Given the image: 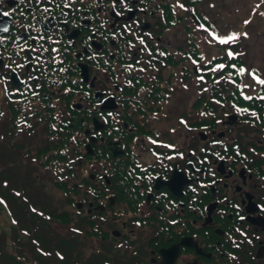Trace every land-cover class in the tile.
<instances>
[{"label": "flooded vegetation", "instance_id": "1", "mask_svg": "<svg viewBox=\"0 0 264 264\" xmlns=\"http://www.w3.org/2000/svg\"><path fill=\"white\" fill-rule=\"evenodd\" d=\"M200 3L0 0V76L16 72L19 98H45L40 83L52 77L54 84L65 79L70 101L95 102L96 114L85 116L101 126V164L128 161L131 203L147 207L164 243L189 239L183 251L200 256L195 244L205 239L218 258L224 245L242 246L255 258L264 247V94L243 95L250 85L234 95L195 93L200 86L216 92L224 82L204 79L206 56L216 48L201 31L212 30L211 0ZM250 90L260 93L256 85ZM241 98L255 110L236 106ZM175 171L180 178L165 185Z\"/></svg>", "mask_w": 264, "mask_h": 264}, {"label": "rangeland", "instance_id": "2", "mask_svg": "<svg viewBox=\"0 0 264 264\" xmlns=\"http://www.w3.org/2000/svg\"><path fill=\"white\" fill-rule=\"evenodd\" d=\"M214 2L215 4L213 6L216 9L217 16L216 18L212 17V22L214 23L213 25H215L217 29H221L223 32L230 31L231 33H236L239 37L241 36L244 38V40L241 38L236 40L237 42L242 43V45L238 47V52L241 51V53H239L242 56L241 61L246 64L245 69L256 70V75L259 78L260 76H263L261 79H264V14L262 12V9H264V0H225L224 2H222V0H214ZM245 20L250 21V23L245 25ZM201 31L203 32L202 29ZM244 33H247V38L244 37ZM244 82L252 85L256 82V80L246 72L244 73ZM202 90L203 89L201 88H196L195 93H199ZM193 93L194 91H191V93L186 94ZM245 93L250 96V92ZM7 122L10 125L12 124L9 119H7ZM8 123L0 122V201H3V203H0V234H6L7 237L10 235L12 228H16L17 226L4 207L6 200L8 199L10 213H23V207L14 206L11 202V197L18 195L20 198H24L28 196L25 195L27 184L32 180H36L40 174H42L37 163L38 155L33 154L32 149L42 146L43 144V146H48L51 144L52 140L56 141V139H54L56 136H45L44 133H42L40 138H33L32 135H25V137L30 138L28 140H24V136H22L21 133L24 134L25 132L17 131ZM28 127V124L23 123L20 125V130H25ZM78 150L84 151V148L79 146ZM96 170H98V166H96L95 162H87L84 166L78 169L75 168L73 175L66 171L58 174L61 178H64L68 184L66 185L68 190L67 193H77V195H75L77 196V200L74 202L82 201L87 203L89 200L93 201L92 196L83 194L85 188L81 185L85 183L84 180L86 178L91 179ZM105 171L109 173L110 169ZM68 174H70L71 178H67ZM47 176L52 177L54 175L44 170V177ZM51 188V190L46 191L45 196L42 194L40 195L41 197L36 198L32 203V206L37 209L49 208L51 211L55 210L58 212L65 209L66 213L64 214L70 215V217H68L73 219L76 214V210L65 202L63 195L59 192L60 190H57L53 186ZM28 190L30 189L28 188ZM41 193L42 192H39V194ZM116 208H119L118 205L114 207V209ZM61 215H63V213ZM86 215H88V212L82 211L81 214L78 215L79 221L80 219L85 218ZM131 216L132 215L130 214L127 216H109L107 223L104 224V228L107 230L119 229L128 239L130 238L135 240V242L144 240L146 236L145 230L133 233L132 227L129 226L130 223H132L130 220ZM54 217L59 219L55 221L51 218L49 222L54 225L56 234H58L60 230L64 231L69 230V228H74L75 221L72 219L71 224H65L66 222L63 217L57 215ZM113 218L116 219L113 220ZM85 219H87V217ZM84 238L88 241L84 242V247L79 248L80 250L74 249L70 241L68 243L63 242L57 245L55 244L52 248L54 251L59 250L63 256L64 252H66L67 258H71L73 264H102L103 262L100 258L101 255L97 251L98 245L94 241H91V238ZM59 248H62V250ZM142 249L143 252L141 253V257L137 259L135 256L139 253L137 252L136 247H132L131 249V247L128 246V242H126L121 246L120 253L121 256L126 255L129 260L137 259V264H139L140 261L144 262L148 259L147 251H145L144 247ZM6 251L9 256L6 259L5 264L20 263V260L15 255L18 253L16 250ZM96 253L100 255L99 258ZM33 254L36 255L35 252L31 253L29 250L28 255ZM74 254H76L77 257H74ZM54 256L55 255L53 254L50 259L41 260L40 264H54ZM59 260L62 261L64 259L60 257ZM109 260L110 264H114L111 263V258ZM192 260H194L193 256L184 255L180 258L178 264H192ZM0 264H4V261L0 260ZM24 264H35V262L34 259L25 257ZM125 264L128 263L125 262Z\"/></svg>", "mask_w": 264, "mask_h": 264}, {"label": "trees", "instance_id": "3", "mask_svg": "<svg viewBox=\"0 0 264 264\" xmlns=\"http://www.w3.org/2000/svg\"><path fill=\"white\" fill-rule=\"evenodd\" d=\"M73 127L75 128V123H74ZM73 130H75V129H73ZM74 133L75 132L66 129L63 134H61V133L58 134L59 136L62 137V140L59 141L58 143H56V146H54L51 149H45V150L39 151V153H37L36 155H38V161L41 162L40 166L43 168H46V170L47 169H51V170L53 169L54 171L61 172L63 170L68 171L69 162L77 163V158L79 157L78 150L75 149V147L70 148V139H72L71 138L72 136L74 137ZM61 151L66 152L65 156L63 155V153ZM73 172H74V170H73ZM66 185H68V184L67 183L56 184L57 188L60 189L62 192H64L66 197L68 196L67 200L69 202L77 200L76 199L77 197L75 196V195H77V193H67L68 190H67ZM24 215L25 216H23V218L25 217V219H27V216H29V218L33 221L37 217L36 215H34L30 212H27V211H26V213H24ZM55 215L63 217L65 222H66L65 224H71L72 223L65 214L61 215V214H57V212H54V214L51 215V218H53V220H55V221L57 219H59V218L54 217ZM43 219H45V218L41 217L39 223H40V225L47 227L48 223L46 221H44ZM78 225H85L86 226V228H85V231H86L85 235L86 236H94L95 237L98 233V230H99L98 222L96 220H92V219H90V220L88 219L86 221L85 218H82V219H80V223ZM50 231L51 230H48L47 234H49ZM69 241L72 244L73 248L76 249L74 240H69ZM59 249L61 250V248H59ZM108 255H110L112 257L111 263L125 264V262H127L128 264H133L132 261L129 260V258L126 255L121 256V253H113V251H112ZM51 257H52V255L42 256L39 258V261L41 262V260H45V259L48 260ZM74 257H76V254L74 255ZM53 261H54V264H61L62 263V262H60V260L57 256L53 257ZM76 264H80V263H76ZM103 264H105V263H103Z\"/></svg>", "mask_w": 264, "mask_h": 264}, {"label": "snow or ice", "instance_id": "4", "mask_svg": "<svg viewBox=\"0 0 264 264\" xmlns=\"http://www.w3.org/2000/svg\"><path fill=\"white\" fill-rule=\"evenodd\" d=\"M120 2V3H124V0H114V7H115V3ZM179 7L183 8L184 6L182 4L179 5ZM3 15L7 16L9 15L8 13H4ZM117 15H119V13H117ZM245 25L249 24L250 21L245 20L244 21ZM3 31H7V29H2ZM245 38H247V33L243 34ZM240 37L239 35H237L236 33H230L227 35H223V36H216L213 35V39H215L217 41V43L222 44V45H228L236 40H238ZM235 54L232 51L228 52V56L231 58L233 57ZM18 67H22V65H18ZM219 68H223L224 65H218ZM14 71V70H13ZM248 73L249 75H251L253 77V79L256 80V82L260 85H264V79L259 78L256 75V70H249V69H245L243 67L240 68V74H244V73ZM249 99H251V97H248ZM261 99H264V97H261ZM0 203H3V201H0ZM241 219H243V217H241ZM15 223V221H13Z\"/></svg>", "mask_w": 264, "mask_h": 264}, {"label": "water", "instance_id": "5", "mask_svg": "<svg viewBox=\"0 0 264 264\" xmlns=\"http://www.w3.org/2000/svg\"><path fill=\"white\" fill-rule=\"evenodd\" d=\"M163 255V252H161ZM168 255H170V258H168ZM175 257V252L173 250H169L167 252H164V259L165 261L162 262V264H172V261Z\"/></svg>", "mask_w": 264, "mask_h": 264}, {"label": "bare ground", "instance_id": "6", "mask_svg": "<svg viewBox=\"0 0 264 264\" xmlns=\"http://www.w3.org/2000/svg\"><path fill=\"white\" fill-rule=\"evenodd\" d=\"M211 10H212V12H213V11H215L216 9L214 8V6H212V9H211Z\"/></svg>", "mask_w": 264, "mask_h": 264}]
</instances>
